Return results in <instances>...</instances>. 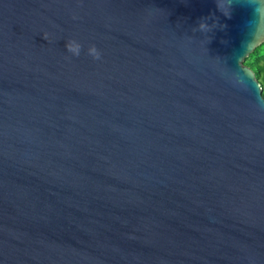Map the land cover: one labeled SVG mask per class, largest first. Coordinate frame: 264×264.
Returning <instances> with one entry per match:
<instances>
[{
	"label": "water",
	"instance_id": "water-1",
	"mask_svg": "<svg viewBox=\"0 0 264 264\" xmlns=\"http://www.w3.org/2000/svg\"><path fill=\"white\" fill-rule=\"evenodd\" d=\"M220 3L0 0V264H264V0Z\"/></svg>",
	"mask_w": 264,
	"mask_h": 264
},
{
	"label": "clouds",
	"instance_id": "clouds-1",
	"mask_svg": "<svg viewBox=\"0 0 264 264\" xmlns=\"http://www.w3.org/2000/svg\"><path fill=\"white\" fill-rule=\"evenodd\" d=\"M235 2V0H234ZM216 5H217V9L222 13L224 14L226 17H230V13H231V7L232 5H229L228 6V11L227 12H224L221 10V3H220V0H216ZM206 19L205 20H201L199 23H198V26L196 29H198L199 31L201 32H208L211 30V25H209L207 22H206ZM43 39L47 41L48 39V35L47 33L43 34ZM65 48L68 52H70L73 56H79L80 55V51H81V45L80 43H78L76 40H69L66 42L65 44ZM87 52L88 54L94 59V60H98L101 58V53L99 52V50L94 46H89L88 49H87ZM241 59V58H240ZM239 59V60H240ZM239 60L237 61V63L239 62ZM242 73L245 74V70L243 69H240Z\"/></svg>",
	"mask_w": 264,
	"mask_h": 264
},
{
	"label": "trees",
	"instance_id": "trees-1",
	"mask_svg": "<svg viewBox=\"0 0 264 264\" xmlns=\"http://www.w3.org/2000/svg\"><path fill=\"white\" fill-rule=\"evenodd\" d=\"M244 64L255 72L256 78L261 82L264 97V42L245 58Z\"/></svg>",
	"mask_w": 264,
	"mask_h": 264
}]
</instances>
